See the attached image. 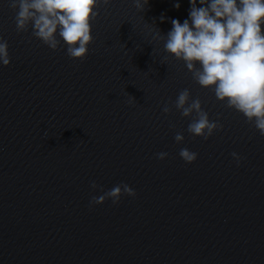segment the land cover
Returning <instances> with one entry per match:
<instances>
[{"label":"clouds","instance_id":"1","mask_svg":"<svg viewBox=\"0 0 264 264\" xmlns=\"http://www.w3.org/2000/svg\"><path fill=\"white\" fill-rule=\"evenodd\" d=\"M101 3L107 6L111 0H8L9 8L15 12L13 19L18 34L31 28V35L48 48L56 51L66 46L69 58L81 62L94 41L92 21L99 15L96 9ZM132 3L138 12H143L149 0H132ZM189 3L188 19L182 24L172 19L171 30L166 35L158 31L153 38L164 40L166 53L182 60L199 86L212 90L218 101L243 114L246 123L264 136V32L261 28L264 0H199L201 7H197V0ZM174 7L179 9L180 4L177 2ZM160 19L163 21L164 17ZM8 47L7 41L0 37L3 66L11 63ZM131 102H136L132 96ZM173 107L182 117L190 118L187 132L193 138L207 141L223 129L219 118L211 120L200 98H192L188 88L179 91L175 101L166 102L162 111L169 114ZM174 140L180 144L185 137L177 132ZM168 155L159 152L156 157L164 160ZM178 155L186 164L198 158V153L187 147L181 148ZM230 155L239 166L243 157L236 152ZM90 187L102 193L90 198V208L109 199L118 205L121 197L137 195L123 182L107 191L95 181Z\"/></svg>","mask_w":264,"mask_h":264}]
</instances>
